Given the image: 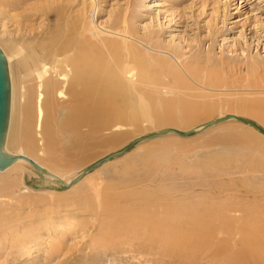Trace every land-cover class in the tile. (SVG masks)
Instances as JSON below:
<instances>
[{
    "label": "rangeland",
    "instance_id": "374dc122",
    "mask_svg": "<svg viewBox=\"0 0 264 264\" xmlns=\"http://www.w3.org/2000/svg\"><path fill=\"white\" fill-rule=\"evenodd\" d=\"M14 1L0 0L2 52V48L9 52L10 39L31 38L53 26L54 15L47 17L44 10L49 4L68 3L65 6L73 13L71 15L82 7L88 11L90 9L89 0H23L19 5H15ZM31 8L35 10L30 11V16L24 13ZM123 17L127 22L125 26L121 23ZM92 25L103 33L125 31L127 38L140 40L157 64L150 67L152 74H159L158 66L170 70L169 76H160L157 84L145 87L150 95L154 92L168 100L212 104L219 108L188 124L142 121L136 128L126 125L101 131L88 140L85 148L61 151L67 142H60L51 148L49 157L23 149L25 156L36 159L47 169L69 179L91 162L120 149L132 138L162 128L185 131L221 114H233L252 120L264 129L262 119L226 106L250 101L262 103L264 108V0H98ZM165 53L177 58V63ZM12 74L19 86L22 75L18 65L13 64ZM189 77L207 88H201ZM21 105L19 95H16V123L20 121ZM223 125L205 129L192 138L167 134L142 142L123 155L94 168L63 190L34 188L33 184H39L34 181L38 176L26 167L22 171L17 168L0 171V182L17 181L21 174L19 191L11 194L13 198L8 201L12 209L10 205L4 209L10 208L9 213L13 211L14 220L18 215L25 216L24 222H21L23 219L14 222H11L12 219H0L3 222H0V264H216L222 255L233 254L230 247L227 251L219 248L215 256L212 254L213 245L209 250L202 249L205 252L200 249L206 244L226 246L234 242L239 245L238 252H235L237 255L243 258L252 256L251 247H240L242 239L248 237L240 219L249 212L264 208V190L258 191L264 185V168L244 167L231 171L227 166L218 164L219 154L228 153L229 148L238 149L236 153L239 156L251 155L238 139L229 136L221 139L223 135L220 137V134L225 133ZM120 130L129 132L120 144L113 147L99 146L100 140ZM251 131L264 141V135ZM82 132H86V129L82 128ZM35 137L38 146H43L40 133H35ZM8 145L13 151L19 148L12 143ZM254 154L255 159L264 161L263 150ZM82 156L84 159L78 162L77 159ZM119 181L124 185H132V189L156 194V200L177 203L173 209L177 211L174 212V218L179 221L185 219L190 226L187 227L188 231L204 236L201 241H205V245H198L197 250L192 248L191 251L186 244L179 243L182 247L175 244L173 256L153 258L143 252H136L127 244L120 245V242L114 243L109 237H100V224L95 223L89 213L80 212V208H77L79 198L87 196L96 184L104 187L118 184ZM250 185L256 189L248 192ZM19 203L23 208H18ZM190 203H202L198 223L203 226L193 225L186 217L185 206ZM216 208H219L218 215L222 214V218L228 215V225L221 219H212L214 215L211 211ZM14 212H17L15 216ZM261 213H264V209ZM261 216L264 217V214ZM263 222H251V226H248V232L257 230V234L253 232L255 240L260 237L264 241ZM204 227L207 229L204 230ZM247 261L251 264L250 260Z\"/></svg>",
    "mask_w": 264,
    "mask_h": 264
},
{
    "label": "bare ground",
    "instance_id": "6f19581e",
    "mask_svg": "<svg viewBox=\"0 0 264 264\" xmlns=\"http://www.w3.org/2000/svg\"><path fill=\"white\" fill-rule=\"evenodd\" d=\"M21 1L23 0H16L14 3L19 5ZM65 4H49L45 7V15L48 17L52 14L55 17L52 27L48 26V29L31 38L21 37L15 41L10 39L8 41L10 42L9 52L2 48L9 69L11 95L8 125L4 141V150L6 152L15 155H25L23 149H26L41 156L49 157L51 156V148L54 147V144L60 142H64L63 144L67 142L63 146L64 148L61 147L63 149L61 151L75 150L76 147L85 148L89 139L104 130L117 129L126 125L136 128L142 121L157 124H188L200 117L208 116L219 108L212 104H193L184 100H168L155 95L156 93L153 94L154 92L150 95L145 87L157 84L156 81H158L160 76H169L170 70L165 69V66H163L164 68L158 66L159 74H152L150 67L157 64L151 55L147 53L146 45L140 40H133L131 37L127 38L125 31L112 32L111 30L103 33L92 25L98 9V0H89V11L82 7L76 10L74 15H71L72 12H69L68 6H65ZM34 10V8H31L24 13L29 15L30 11ZM121 23L124 26L126 25L127 22L124 17ZM165 54L171 58L170 60L177 63V58L175 59L168 53ZM13 64L19 66L22 75L19 86L12 74ZM190 79L201 86V88H207L192 78ZM181 83L184 82L182 81ZM185 90L187 89L185 88ZM16 95H19V102L22 103L20 121L18 123H16L15 119ZM226 106L264 121L262 103L260 105L245 101L238 104H226ZM221 116L224 115L221 114L218 117ZM234 122L237 123L235 124ZM239 122L234 118H229L213 126L224 124L223 127L225 128L223 131L225 133L220 134V137L223 135L221 139L228 136L238 139L251 152V155L249 153V155L239 156L236 153L238 149L229 148L228 153L223 154L221 152L219 154L218 164L224 165L223 167L227 166L229 170L232 169L231 171L239 168L243 169L244 167L264 168V161L254 158L256 157L254 153L264 151V141L251 131V129L258 131L256 128ZM203 123L193 128L199 130ZM82 128H85L86 132H82ZM35 133H40L43 146H38ZM128 133L120 130L111 137L100 140L98 144L103 147L116 146L124 140ZM167 134H174L182 138H192L197 135L180 136L175 133ZM145 141L147 140H143L138 144ZM8 143L18 146V150H10ZM30 158L42 166L48 174H38L33 166L22 158H17L5 170L17 168L22 171L26 167L25 169H32L37 174L38 177L34 181L41 184L38 189L41 190L45 187L50 188L52 191L66 189L57 187V178L69 182L73 177L66 179L57 172L47 169L36 159ZM81 159H84V156L78 158L77 161L79 162ZM5 170L0 171L5 172ZM20 181L21 174L17 181L15 179L13 182L12 180L0 182V219H10L9 221H11L13 211L11 210V213L8 212L12 207L10 205L11 202L8 201L13 198L11 194L18 193ZM46 183L50 185H46ZM121 183L122 181H119L118 184L104 187L96 184L91 187V191L87 196L79 198V207L77 208H80V212L89 213V216L93 217V221L99 223L100 227L103 228H99L100 237L102 235L104 239L109 237L114 243L120 242V245L121 243L127 244L133 247L132 249L136 252H143L153 258L154 256H173L175 244L184 243L191 251L192 248L195 250L198 245L201 247L205 245V241H201V237L204 238V236L200 237L197 233L192 234L188 231L187 227L190 226L185 219L184 221H179L174 218V212L177 211L173 209L177 207V203L170 204L156 200V194H152L147 190L132 189L134 188L132 185ZM53 184H56V186ZM252 187L253 185H250L247 191L250 192L256 189ZM262 189L264 190V185L258 191L262 192ZM4 198L9 200L5 201L6 199L4 200ZM186 204L184 203V205ZM9 205L10 208L5 210L4 207H9ZM17 206L19 209L22 207L21 204L20 206L17 204ZM202 208V203H190L185 206L186 217L193 225L198 227L203 226V224L199 225L198 223L199 212ZM232 209L234 210V207ZM263 209H255L258 213L249 212L240 219L243 222V228L248 233V237L242 239L240 247H251L252 256L248 255L247 258H243L237 255L239 245L236 242L226 246L206 244L200 250H209V247L213 245L214 251L212 254L214 253L215 256L219 252V248L222 251L223 249L227 251V248L230 247L233 254L222 255L223 257H219L216 264H248L247 260H250L251 264L252 262L255 264L256 260V264H264V241L260 240V237L258 238L259 240H255L256 237H254L255 233L253 234V232L256 231V234L258 232L254 228L253 232L252 230L247 231L251 222L264 221L263 216H261L262 219L259 217L264 214L261 213ZM211 212L214 215L212 219L215 221L221 219L225 225H228V215H226L227 218H222V214H220V218V215H218L219 208ZM15 213L17 212H14V216ZM254 216L256 218L252 219ZM24 217L18 215L16 220L23 219L21 222H24ZM208 218H211V216ZM13 220L11 222L16 221ZM205 229L207 227H204ZM242 234H245V232ZM179 245L182 247L181 244ZM191 255L193 257L196 256ZM207 262L209 263L208 259Z\"/></svg>",
    "mask_w": 264,
    "mask_h": 264
},
{
    "label": "water",
    "instance_id": "95a60500",
    "mask_svg": "<svg viewBox=\"0 0 264 264\" xmlns=\"http://www.w3.org/2000/svg\"><path fill=\"white\" fill-rule=\"evenodd\" d=\"M9 111H10V80H9V75H8V66H7L6 57L4 53L2 52V50L0 49V170H3L9 165H11L17 158H22L28 161L33 166V168L38 174H42V173L48 174V172L44 168H42V166H40L38 163H36L34 160L29 158L28 156L11 154L4 150V141L6 137ZM229 118H234L240 122L248 124L256 128L262 135H264V129L260 125H258L256 122L242 118L240 116H236V115H224V116L215 118L213 120L204 122L199 130L196 128H190L189 130H185V131L179 130L176 128H162L157 131L148 132L146 134H142L140 136H136L135 138H132L126 145H124L120 149L109 152L108 154H105L101 158L91 162L82 171H80L76 176H74L69 182H65L61 180L60 178H57V181H56L57 187L58 188L70 187L72 184L79 181L87 172L93 170L94 168L101 165L102 163L113 159L114 157L122 155L123 153L129 151L132 147H134L135 145H137L139 142L143 140L156 138V137L162 136L167 133H175L180 136H191V135L197 134L199 131L205 128L218 124ZM33 187L40 188L41 184H33Z\"/></svg>",
    "mask_w": 264,
    "mask_h": 264
}]
</instances>
